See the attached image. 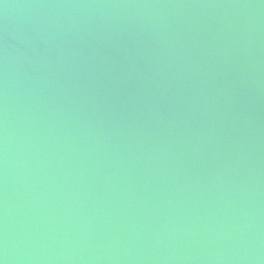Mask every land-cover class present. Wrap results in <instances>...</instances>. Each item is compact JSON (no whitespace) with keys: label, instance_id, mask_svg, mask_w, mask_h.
I'll return each instance as SVG.
<instances>
[{"label":"bare ground","instance_id":"bare-ground-1","mask_svg":"<svg viewBox=\"0 0 264 264\" xmlns=\"http://www.w3.org/2000/svg\"><path fill=\"white\" fill-rule=\"evenodd\" d=\"M0 264H264V0H0Z\"/></svg>","mask_w":264,"mask_h":264}]
</instances>
